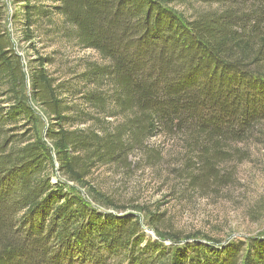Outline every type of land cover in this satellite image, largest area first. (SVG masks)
Masks as SVG:
<instances>
[{
  "label": "trees",
  "instance_id": "1",
  "mask_svg": "<svg viewBox=\"0 0 264 264\" xmlns=\"http://www.w3.org/2000/svg\"><path fill=\"white\" fill-rule=\"evenodd\" d=\"M193 1L216 8L195 19L175 8ZM22 3L14 18L31 66L0 6V264H264V234L222 245L165 232L90 184L99 165L157 160V136L180 139L190 188L231 182L228 148L264 120V0ZM38 31L101 59L77 75L93 112L79 113L85 127L68 126L71 90L31 42ZM34 105L48 117L42 133Z\"/></svg>",
  "mask_w": 264,
  "mask_h": 264
},
{
  "label": "rangeland",
  "instance_id": "2",
  "mask_svg": "<svg viewBox=\"0 0 264 264\" xmlns=\"http://www.w3.org/2000/svg\"><path fill=\"white\" fill-rule=\"evenodd\" d=\"M22 0H0L5 8L4 25L31 66L35 52L30 42L22 40V33L15 20L21 12ZM175 8L189 19H195L215 6L196 1ZM41 32V31H40ZM31 40L37 52L50 59L46 68L57 83H63L71 90L68 104L72 107L73 122L68 126L85 127L79 113H93L79 91L77 75L84 70L87 61H100L99 55L85 46L64 39L39 37ZM42 133L48 126V117L34 105ZM159 151L157 160L136 153L131 162L124 166L99 165L90 178V184L110 200L139 215L143 224L160 220L158 229L165 232H179L183 237L193 236L207 242V238L218 244L230 241L243 242L264 234V120L257 124L247 139L228 148L232 151L230 160L222 164L221 171L231 175V182L225 185L210 183L207 189L190 188L179 175L182 144L179 138L157 136L150 142ZM63 177L53 176V181ZM69 186H73L69 183ZM151 223V222H150ZM151 237H157L154 229L146 227ZM170 244L169 241L165 242Z\"/></svg>",
  "mask_w": 264,
  "mask_h": 264
}]
</instances>
